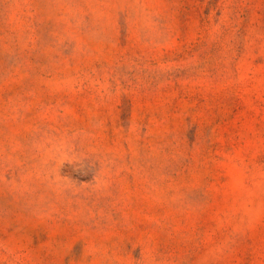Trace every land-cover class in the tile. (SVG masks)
<instances>
[{
	"label": "rangeland",
	"instance_id": "obj_1",
	"mask_svg": "<svg viewBox=\"0 0 264 264\" xmlns=\"http://www.w3.org/2000/svg\"><path fill=\"white\" fill-rule=\"evenodd\" d=\"M0 264H264V0H0Z\"/></svg>",
	"mask_w": 264,
	"mask_h": 264
}]
</instances>
